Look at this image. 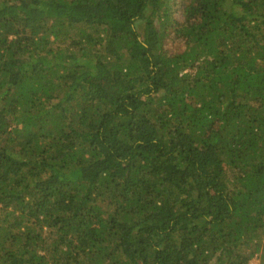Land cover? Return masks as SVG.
<instances>
[{"label":"trees","instance_id":"16d2710c","mask_svg":"<svg viewBox=\"0 0 264 264\" xmlns=\"http://www.w3.org/2000/svg\"><path fill=\"white\" fill-rule=\"evenodd\" d=\"M255 257L264 0H0V264Z\"/></svg>","mask_w":264,"mask_h":264},{"label":"rangeland","instance_id":"374dc122","mask_svg":"<svg viewBox=\"0 0 264 264\" xmlns=\"http://www.w3.org/2000/svg\"><path fill=\"white\" fill-rule=\"evenodd\" d=\"M180 16V15H179ZM178 16V17H179ZM249 264H259V260L255 257V258H253L251 261H250V263Z\"/></svg>","mask_w":264,"mask_h":264}]
</instances>
